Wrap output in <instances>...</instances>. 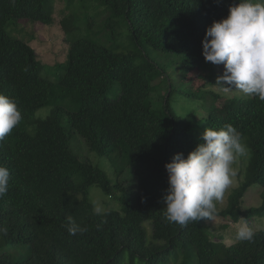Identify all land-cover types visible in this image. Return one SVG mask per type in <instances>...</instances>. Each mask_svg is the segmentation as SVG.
<instances>
[{
  "label": "trees",
  "instance_id": "1",
  "mask_svg": "<svg viewBox=\"0 0 264 264\" xmlns=\"http://www.w3.org/2000/svg\"><path fill=\"white\" fill-rule=\"evenodd\" d=\"M63 1L70 12L60 25L70 48L53 82L42 77L34 50L7 29L18 20L52 26L55 0H0V94L23 117L0 142V165L10 170L0 198V226L8 229L0 234V264H264V229L254 242L225 244L206 227L210 220L181 227L162 210L165 164L176 153L187 157L205 128L230 123L247 143L248 167L215 216L233 223L264 217V101L223 98L207 90V79L197 89L189 80L196 72L215 83L202 40L239 0ZM44 107L52 116L39 127L34 115ZM73 134L107 159L117 181L71 151ZM91 187L118 210L96 215ZM251 188H259L260 205L242 209ZM69 215L87 230L69 235ZM7 248L27 253L12 260Z\"/></svg>",
  "mask_w": 264,
  "mask_h": 264
},
{
  "label": "clouds",
  "instance_id": "2",
  "mask_svg": "<svg viewBox=\"0 0 264 264\" xmlns=\"http://www.w3.org/2000/svg\"><path fill=\"white\" fill-rule=\"evenodd\" d=\"M14 3V0H13ZM205 62L223 65V74L216 83L225 90L237 89L248 96L264 101V0H239L229 5L228 15L213 21L202 40ZM17 103L0 94V142L10 135L22 121ZM202 143L187 154H174L165 164L168 187L162 195L166 205L162 210L170 223L186 227L200 220H213L217 202L238 175V160L247 156V145L241 133L230 123L219 130L205 128ZM10 170L0 165V198L9 191ZM93 212L106 215L108 210L99 200H93ZM69 235L83 233L71 216H67ZM8 229L0 226V234ZM256 232L247 222L239 226L235 240L254 242Z\"/></svg>",
  "mask_w": 264,
  "mask_h": 264
},
{
  "label": "rangeland",
  "instance_id": "3",
  "mask_svg": "<svg viewBox=\"0 0 264 264\" xmlns=\"http://www.w3.org/2000/svg\"><path fill=\"white\" fill-rule=\"evenodd\" d=\"M70 10L66 9V4L63 0H55V10L53 13V18L55 22L52 26H45L40 23H31L29 20H18L15 23L8 25V33L13 38V40H19L28 44L36 53L37 59L44 64L45 70L42 72V77L50 79L53 82H57L55 75L59 77L64 73L65 63L68 58V50L70 48V43L65 40L64 31L60 25V21L66 18ZM80 35H85L83 33H77ZM77 36V35H75ZM126 38V35L123 36ZM128 43V42H127ZM163 62V61H162ZM172 63V60L169 61V65ZM168 63L161 64V66L166 67ZM60 67V68H59ZM171 67V66H170ZM168 67V68H170ZM59 68V69H57ZM223 65H216V75L214 81L216 83L217 77L223 74ZM210 75V74H209ZM208 75V76H209ZM208 76L197 74L192 72L190 74V82L194 89L201 88L205 79H207L205 86L207 90L212 92H218L223 98H245L248 95L243 94L240 90L235 88L230 90H225L224 87L215 84L209 83ZM162 77L158 79H153V85H159ZM161 93L165 91L164 84L161 85ZM181 92V91H180ZM182 95V93H181ZM177 99V98H176ZM221 102H218L220 104ZM180 101V106L182 105ZM52 109L50 107L40 108L35 112V119L38 120V125L43 126L51 120ZM70 149L73 153L77 155L80 160L89 161L92 165L97 166L102 171L106 172L108 176L112 179L113 182L117 181L116 178L111 174V168L107 159L97 156L95 153L90 152L84 141L78 136L73 134V138L70 142ZM243 143L246 141L243 140ZM248 149V146H247ZM248 156L242 157L238 160L236 167H238V175L233 179L232 185L225 192L223 200L217 202L216 208L217 212L223 210L226 206L227 197L233 188H235L238 183H240L246 174V169L248 167ZM121 180V179H119ZM99 200L106 209L118 210L119 203L112 198H109L105 195L98 187H91L89 191V200L92 203L93 200ZM260 190L259 188H251L242 200V209H247L250 207H257L260 205ZM245 222L240 220L237 223L231 222L229 219H223L221 217L214 216L213 220L208 221L205 225L210 229L214 234H222L223 241L225 244H231L235 241V233L239 226L243 225ZM248 226L253 228L254 231L259 229H264V217L261 219H254L252 222H247ZM225 225L227 228L222 229L221 227ZM146 230L148 234L151 233V228L149 223H145ZM8 253L11 255L12 260H18L25 257L26 253L23 249H14L7 248Z\"/></svg>",
  "mask_w": 264,
  "mask_h": 264
}]
</instances>
